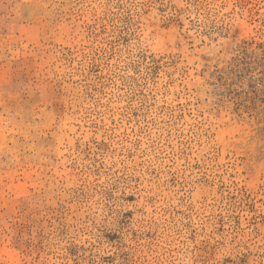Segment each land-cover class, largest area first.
<instances>
[{
  "label": "rangeland",
  "instance_id": "obj_1",
  "mask_svg": "<svg viewBox=\"0 0 264 264\" xmlns=\"http://www.w3.org/2000/svg\"><path fill=\"white\" fill-rule=\"evenodd\" d=\"M0 264H264V0H0Z\"/></svg>",
  "mask_w": 264,
  "mask_h": 264
}]
</instances>
